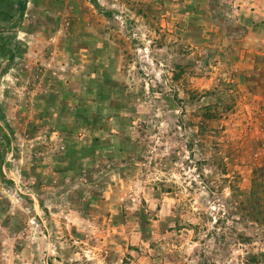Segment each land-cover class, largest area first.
<instances>
[{
    "label": "rangeland",
    "instance_id": "rangeland-1",
    "mask_svg": "<svg viewBox=\"0 0 264 264\" xmlns=\"http://www.w3.org/2000/svg\"><path fill=\"white\" fill-rule=\"evenodd\" d=\"M256 169L264 0H0V264H264Z\"/></svg>",
    "mask_w": 264,
    "mask_h": 264
},
{
    "label": "trees",
    "instance_id": "trees-1",
    "mask_svg": "<svg viewBox=\"0 0 264 264\" xmlns=\"http://www.w3.org/2000/svg\"><path fill=\"white\" fill-rule=\"evenodd\" d=\"M236 193L238 197H243L239 202V207L247 213L248 220L253 224L252 226L256 225L264 229V171L256 169L253 172L249 191H236ZM257 258V256L251 257L250 260L252 261L247 262L258 264L259 262L255 261ZM122 264H126L125 261Z\"/></svg>",
    "mask_w": 264,
    "mask_h": 264
}]
</instances>
